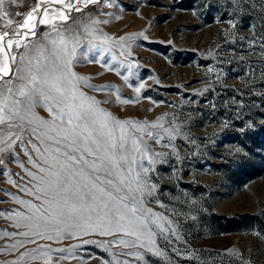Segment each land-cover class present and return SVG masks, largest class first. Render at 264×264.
<instances>
[{"label":"rangeland","instance_id":"obj_1","mask_svg":"<svg viewBox=\"0 0 264 264\" xmlns=\"http://www.w3.org/2000/svg\"><path fill=\"white\" fill-rule=\"evenodd\" d=\"M35 3H6L9 16L0 14V32L15 30ZM111 4L74 13L83 23L69 35L79 41L80 58L90 39L99 37L94 42L100 43L111 38L104 59L115 56L111 63L117 71L88 61L71 67L86 78L89 87L81 90L94 98L101 118L110 124L125 122L115 124L117 138L124 129L126 150L119 153L126 157L124 172L131 169L135 177L142 171L141 163L153 169L147 173V184L155 190L136 206L170 222L172 232L154 237L155 252L136 249L137 256L119 255L128 249L114 246V237L99 234L83 237L95 243L79 248L71 247L81 243L76 239L40 243L67 249L64 255L69 258L63 261L60 253H52L58 264H264V0H111ZM89 16L108 23L93 24ZM8 19L13 25H7ZM47 31L43 26L38 29L39 34ZM121 36L128 37L126 42L119 41ZM122 43L131 47L122 48ZM94 52L100 60L99 50ZM140 83L145 87L136 93ZM34 112L51 122L44 108ZM238 112L246 117L243 122L235 118ZM249 120L255 130L242 134L239 129ZM226 121L230 127H224ZM145 128L164 135L162 143L149 139ZM166 128L180 130L172 141L175 154L165 146ZM144 147L169 154L167 162L149 165L147 159L141 160L137 149ZM133 160L136 163H130ZM20 164L32 168L20 152L19 163H7L0 172L4 213L0 230L14 231L8 213L20 209L21 200H33L14 186L22 188L30 179ZM12 242L0 231V248ZM33 247L27 245L29 250ZM17 256V251L0 250V264ZM45 259L19 264H44Z\"/></svg>","mask_w":264,"mask_h":264},{"label":"snow or ice","instance_id":"obj_2","mask_svg":"<svg viewBox=\"0 0 264 264\" xmlns=\"http://www.w3.org/2000/svg\"><path fill=\"white\" fill-rule=\"evenodd\" d=\"M14 2L0 0V14L8 17L5 4ZM105 4L112 6L111 0H36L15 30L0 32V172L7 163H19L20 152H23L32 168L19 166L30 179L22 188L19 184L14 186L36 201L21 200L22 208L8 213L15 230H0L13 241L0 250L18 252L17 259L9 264L44 257V264H58L52 253H60L59 261H63L69 258L64 255L67 249H53L51 244L40 241L76 239L81 243L71 247L79 248L95 243L83 239L91 234L112 236L114 246L128 249L119 255L137 256L136 249L155 252L154 237L172 232L170 222L153 215L151 210L144 212L136 206L155 190L154 185L147 184V173L153 169L141 163L138 167L142 171L135 177L130 175L131 169L124 172L126 157L119 155L126 150L122 142L124 129L121 127V135L117 138L115 124L122 126L125 122L110 124L107 118H101L94 98L87 97L81 90L89 87L86 78L78 76L71 67L88 61L117 71L111 63L115 56L111 60L104 59L111 38L104 37L100 43L94 42L99 37L90 39L88 50L80 58L77 56L79 41L76 36L69 35L73 28L83 23L74 18V13H83L90 5L102 9ZM88 20L93 24L108 23L106 19L97 21L92 16ZM69 21H72L71 27ZM13 23L12 19L7 20L8 26ZM41 26L48 31L39 34ZM127 39L119 37L120 42ZM115 43L112 41L113 45ZM69 44L74 46L70 48ZM121 47L131 45L122 43ZM97 49L100 60L95 59L94 50ZM121 54L127 53L122 51ZM132 67L129 65L127 69L130 75ZM144 87L145 84L140 83L135 92L140 93ZM37 107L49 113L51 122L35 114ZM235 118L241 122L246 119L239 112ZM224 127H230V123L226 121ZM143 130L149 139L162 143L164 135L147 128ZM249 130H255L251 120L239 129L242 134ZM163 133L168 138L165 146H171L173 152L170 154H175L172 141L180 135V130L166 128ZM137 151L141 160L147 159L149 165L166 163L165 157L169 155L152 152L147 147ZM0 215L4 213L0 211ZM27 245L35 247L29 250ZM116 264L130 262L117 261Z\"/></svg>","mask_w":264,"mask_h":264},{"label":"bare ground","instance_id":"obj_3","mask_svg":"<svg viewBox=\"0 0 264 264\" xmlns=\"http://www.w3.org/2000/svg\"><path fill=\"white\" fill-rule=\"evenodd\" d=\"M3 194V193H2ZM20 208H22V207H20Z\"/></svg>","mask_w":264,"mask_h":264}]
</instances>
